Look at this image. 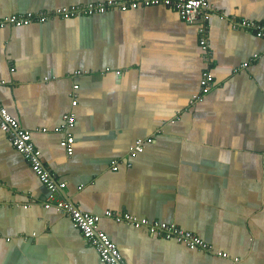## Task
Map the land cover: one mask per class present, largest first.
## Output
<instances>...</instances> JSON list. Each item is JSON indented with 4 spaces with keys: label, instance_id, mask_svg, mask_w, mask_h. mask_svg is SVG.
Returning <instances> with one entry per match:
<instances>
[{
    "label": "crops",
    "instance_id": "1",
    "mask_svg": "<svg viewBox=\"0 0 264 264\" xmlns=\"http://www.w3.org/2000/svg\"><path fill=\"white\" fill-rule=\"evenodd\" d=\"M99 1L107 0H0V16ZM208 1L210 63L199 24L162 5L0 28V103L67 183V199L100 216L126 264H264V38L230 21L264 24V0ZM205 69L213 87L192 105ZM70 112L72 155L55 130ZM45 195L0 129V264H107L70 217L44 206ZM106 210L176 223L228 257Z\"/></svg>",
    "mask_w": 264,
    "mask_h": 264
},
{
    "label": "built area",
    "instance_id": "2",
    "mask_svg": "<svg viewBox=\"0 0 264 264\" xmlns=\"http://www.w3.org/2000/svg\"><path fill=\"white\" fill-rule=\"evenodd\" d=\"M162 5L175 9L181 19L189 23L199 24L200 45L202 48V56L206 63L212 61V50L210 43V18L213 11L208 0H107L102 2H90L87 4H75L71 6L60 7L51 11H35L22 14H11L0 16V28L7 25L24 26L33 22H45L56 16L59 17H78L86 15H94L97 13H106L112 10L126 11L130 8L147 7ZM234 28H244L254 31L259 37L264 38V24L249 19H230ZM81 74L82 70L75 72ZM5 83V81H0ZM214 84V76L205 69L200 79V90L193 95L190 100L192 105L204 100L205 96L211 91ZM79 85H74V89H78ZM73 103H77V95L74 93ZM76 114L73 112L66 113L63 116V122L56 127V132L64 134L60 144L64 147L69 155L74 152L75 137L71 132V128L76 122ZM0 129L6 133L8 139L16 150L21 152L28 160L32 169L40 178L46 188L44 206L46 208H56L60 213L70 217L74 227H76L83 238L95 247L101 260L107 264H126L123 255L117 244L103 231L99 226L100 216L86 212L80 209L76 204L67 199L65 188L67 183L59 181L56 174L46 166L40 158L39 151L36 149L31 132L22 127L18 120L11 115L8 110L0 103ZM46 129H44L45 131ZM153 141V138L137 139L129 148V156L136 157L144 152L146 144ZM121 160H112V168L117 170ZM130 164V163H129ZM105 216L110 217L117 222H126L136 228H146L152 235L172 239L184 244L192 250H201L211 254L228 257L223 251L214 250L213 246L191 230L184 229L172 222H164L160 220H151L149 218H139L128 212H117L114 210H106ZM239 261V258H235Z\"/></svg>",
    "mask_w": 264,
    "mask_h": 264
},
{
    "label": "trees",
    "instance_id": "3",
    "mask_svg": "<svg viewBox=\"0 0 264 264\" xmlns=\"http://www.w3.org/2000/svg\"><path fill=\"white\" fill-rule=\"evenodd\" d=\"M141 7H143V6H141ZM147 7H149V6H147ZM130 9H132V8H130Z\"/></svg>",
    "mask_w": 264,
    "mask_h": 264
}]
</instances>
